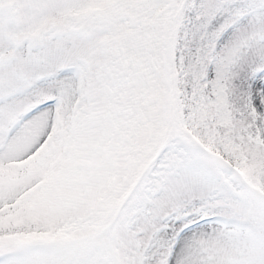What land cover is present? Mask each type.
I'll return each mask as SVG.
<instances>
[{
  "label": "snow or ice",
  "instance_id": "obj_1",
  "mask_svg": "<svg viewBox=\"0 0 264 264\" xmlns=\"http://www.w3.org/2000/svg\"><path fill=\"white\" fill-rule=\"evenodd\" d=\"M0 264H264V0H0Z\"/></svg>",
  "mask_w": 264,
  "mask_h": 264
}]
</instances>
